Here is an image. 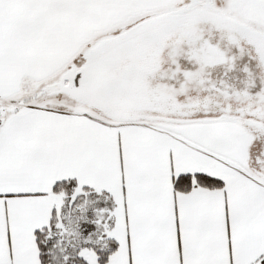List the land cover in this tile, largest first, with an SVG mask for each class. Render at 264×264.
<instances>
[{"label":"snow or ice","instance_id":"1","mask_svg":"<svg viewBox=\"0 0 264 264\" xmlns=\"http://www.w3.org/2000/svg\"><path fill=\"white\" fill-rule=\"evenodd\" d=\"M0 264H264V0H0Z\"/></svg>","mask_w":264,"mask_h":264}]
</instances>
